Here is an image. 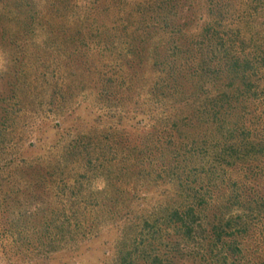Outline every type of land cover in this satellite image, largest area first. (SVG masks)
<instances>
[{"label": "trees", "instance_id": "trees-1", "mask_svg": "<svg viewBox=\"0 0 264 264\" xmlns=\"http://www.w3.org/2000/svg\"><path fill=\"white\" fill-rule=\"evenodd\" d=\"M81 1L0 0L6 238L38 222L44 264H243L264 223V51L228 46L205 20L191 63L166 19L131 18L117 37L113 4L89 17Z\"/></svg>", "mask_w": 264, "mask_h": 264}, {"label": "rangeland", "instance_id": "rangeland-1", "mask_svg": "<svg viewBox=\"0 0 264 264\" xmlns=\"http://www.w3.org/2000/svg\"><path fill=\"white\" fill-rule=\"evenodd\" d=\"M90 1L93 3V5H91V7L89 5V9L86 8L85 10L89 17L95 16L94 12L91 11L92 6L93 8L99 6V11L104 12L106 9H102L101 5L106 4L105 1L113 4V7L107 10L110 16L107 17L106 20L112 19V21L109 22L115 25V28L117 29L115 31V35L117 37L124 38V36L131 34L130 29H125L127 26H130L129 24L131 22V18L137 19L139 16L143 26L145 25V20H148L150 17L156 15V21L158 20L161 22L162 19H166L168 21V25H170L169 30L172 33L168 32V34L165 33V35L169 36L168 38H173L175 41L180 39V46L183 48L186 47V49H184V54L185 57H188L189 55V62H191L190 58L194 52L192 51L193 47L191 46L197 41H195V37L192 32L195 33L197 25L203 23L205 20H209V23L213 24L214 26L210 32L216 33L215 37L218 36L221 38L220 41L227 44L228 46L231 45L232 41H234V49L237 48L239 50L241 48V50H243L245 48L246 50L250 49L258 53L261 51L260 48H262V51H264V41L262 43V47H260L259 44L261 35H264V0H133L136 5L142 4V7L135 6L138 9V12L133 10L132 13L129 12V10H126V6H124L127 4V1L129 2L132 0ZM79 2L81 4L82 1L79 0ZM127 13L128 15H126ZM132 28L135 29L133 36H136L140 33L138 30L141 29L140 26H138L137 29L135 27ZM239 31L241 32V35L246 33L247 36L248 34L253 33L255 37V43H246L240 34L239 38L235 37V33ZM107 35L111 37L109 34ZM134 39L136 40L137 37H134ZM164 44V47H166V45L169 43L166 42ZM122 47H126V45H122ZM82 59L85 61V63L80 64L79 73H84L85 71H88V73H94L92 70L94 60H91V67H87V64L90 62V60L84 58ZM183 65V68L188 69L189 64L187 62ZM90 78L94 77H92L91 74H85V81H89ZM70 89L73 90L72 93L76 95L83 92L82 84H77L75 86L71 83ZM262 109L263 107L259 106L257 113L260 114ZM31 188L33 189L32 185ZM23 189L24 188L18 190L21 192L20 197H23L28 193L24 192V194H22L24 191ZM45 190L47 191V189ZM40 208L46 211L47 207L42 206ZM37 223L33 226V231L29 229V232H27L29 233L28 237H19L21 244L19 241L15 243L12 240H8L6 238L5 225H0V258H7L6 264H34L37 262V260L39 264H44L45 260L43 259V253L41 258V253H36L38 250L35 249V246L39 247L37 245L39 244L40 240L43 239L45 241L46 239L44 234L39 231L41 226L38 224L37 227ZM36 227L38 231L36 230ZM121 228L123 229V227L120 226L118 230ZM261 232V236H259L257 239L252 238V240L248 241V246L250 249L248 251H244V258L240 260L241 263L264 264V223H262V228H258L257 234ZM79 237L82 238L81 235ZM83 237L87 238L88 236L84 235ZM113 247L114 245L112 244L111 248L113 249ZM18 252L21 254L20 256ZM97 261L98 260L94 259L91 264H97ZM56 262L59 264L58 260ZM179 263L199 264L196 260L190 259V257H186ZM73 264L76 263L73 262ZM84 264L86 263L84 262Z\"/></svg>", "mask_w": 264, "mask_h": 264}]
</instances>
